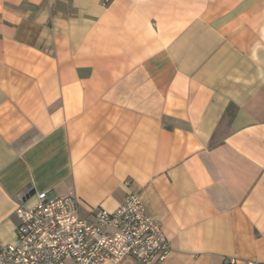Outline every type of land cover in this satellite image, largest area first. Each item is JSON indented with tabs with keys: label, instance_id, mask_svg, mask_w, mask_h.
I'll use <instances>...</instances> for the list:
<instances>
[{
	"label": "crops",
	"instance_id": "1",
	"mask_svg": "<svg viewBox=\"0 0 264 264\" xmlns=\"http://www.w3.org/2000/svg\"><path fill=\"white\" fill-rule=\"evenodd\" d=\"M41 191L138 192L161 264H264V0H0V244Z\"/></svg>",
	"mask_w": 264,
	"mask_h": 264
},
{
	"label": "built area",
	"instance_id": "2",
	"mask_svg": "<svg viewBox=\"0 0 264 264\" xmlns=\"http://www.w3.org/2000/svg\"><path fill=\"white\" fill-rule=\"evenodd\" d=\"M35 196L33 206L17 207V238L0 244V264H102L126 257L161 264L169 256L171 245L138 192L129 191L116 210L98 209L89 220L81 216L75 195Z\"/></svg>",
	"mask_w": 264,
	"mask_h": 264
},
{
	"label": "water",
	"instance_id": "3",
	"mask_svg": "<svg viewBox=\"0 0 264 264\" xmlns=\"http://www.w3.org/2000/svg\"><path fill=\"white\" fill-rule=\"evenodd\" d=\"M31 193H34V192H31ZM29 195H30V194H28L27 196H25V198H24V199L28 198V197H29Z\"/></svg>",
	"mask_w": 264,
	"mask_h": 264
}]
</instances>
